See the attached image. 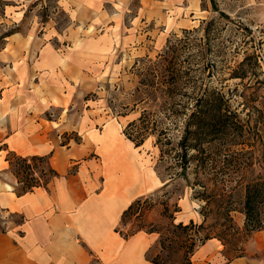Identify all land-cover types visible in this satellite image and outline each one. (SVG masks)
<instances>
[{
  "label": "crops",
  "instance_id": "1",
  "mask_svg": "<svg viewBox=\"0 0 264 264\" xmlns=\"http://www.w3.org/2000/svg\"><path fill=\"white\" fill-rule=\"evenodd\" d=\"M183 1L180 7L193 12ZM30 3L0 0V24L22 22ZM131 3L61 0L70 18L66 26L54 22L38 30L37 23L5 37L0 172L8 180L0 188V264H158L153 256L163 253L160 232L120 230L132 201L164 185L156 149L147 139L136 145L118 116L101 114L89 98L105 89L103 83L130 54L141 52L148 13L140 4L129 17ZM152 15L157 18L156 11ZM75 131H82L81 140L66 138ZM8 152L49 156L58 174L46 186L18 192ZM179 205L181 213L184 205ZM223 246L216 237L207 239L193 253L192 264H264V229L251 233L241 255L225 258Z\"/></svg>",
  "mask_w": 264,
  "mask_h": 264
},
{
  "label": "trees",
  "instance_id": "2",
  "mask_svg": "<svg viewBox=\"0 0 264 264\" xmlns=\"http://www.w3.org/2000/svg\"><path fill=\"white\" fill-rule=\"evenodd\" d=\"M211 1L214 10L219 11L222 16H229L218 7L216 0ZM203 22L205 23L201 29L204 34L201 37L189 38V35L199 30L198 27L184 28L183 32L187 38H179L176 41L169 38L164 51L156 59H151L147 55L141 61L143 65L140 67V83L143 88L142 96L137 102L148 99L156 101V104H159L158 113H163L169 121L153 120L151 113L145 109L138 120L129 121L123 129L127 137L136 145L143 144L150 135H155V145H158L160 149V160L167 161V168L173 170L168 180L182 176L192 185L204 186L205 190L198 196L206 200L208 204L217 205L219 212L223 213V221L220 222V226L223 227L216 231L214 223L205 225L204 222L197 223L193 219L186 224L183 221L176 223L175 213L180 211L181 207L178 204L175 205L174 212L168 216L172 220L174 238L169 236L168 240L170 244L175 242L172 246L175 253L182 252V264H192L193 253L209 238L216 237L226 244V235L236 236L242 232L248 234L249 238L253 231L264 229V109L256 107L259 119L251 123L250 119L241 117L221 88L210 83L214 79L213 74L217 67V63L209 54L211 32L217 20ZM245 28L251 32L246 25ZM15 31L18 29L9 30L4 37ZM197 39L210 44L206 48L202 47ZM194 48H198L200 53H193ZM137 64L138 62L134 66ZM259 64L255 51L247 53L240 61H237L235 66L231 67L230 77L244 78L250 68ZM132 110L134 109L131 108L122 115ZM175 131L179 134H175ZM218 156H223L228 164H231L233 160L238 164L240 183L245 189L242 209L245 213V221L242 229L235 224L231 214V211L236 209L229 200L231 192L235 189L228 183L231 179L224 178L220 182L217 181L215 183L217 185L208 192L206 190L208 183L201 177L202 174L208 175L211 169L217 166L215 161ZM6 159L10 165L18 166L13 171L19 183H23L22 187L16 189L18 192L30 190L35 186H46L58 174L52 167L49 156H23L12 152L6 156ZM39 164H43V168L40 174L36 175ZM190 168H193V173H196L194 181L189 177ZM167 183L166 180L164 185ZM152 205V197L148 195L136 198L124 210L121 225L126 223L127 217L131 214L138 213V216L142 218ZM164 208L166 213L169 210L168 205L165 204ZM203 214L206 217V213L203 212ZM141 229L148 232H160L162 250L164 252L167 249V237L156 223L147 226L141 222L126 232L120 228L125 235ZM202 229L207 230L204 235L201 233ZM181 237V243L177 242L176 239ZM162 254L153 256V260L158 264H167V259Z\"/></svg>",
  "mask_w": 264,
  "mask_h": 264
},
{
  "label": "rangeland",
  "instance_id": "3",
  "mask_svg": "<svg viewBox=\"0 0 264 264\" xmlns=\"http://www.w3.org/2000/svg\"><path fill=\"white\" fill-rule=\"evenodd\" d=\"M61 0H31L28 6L25 19L19 24L11 23L5 20L0 24V47L5 42L4 35L11 29H18V31L25 32L29 28H33L37 23L39 30L42 26L56 23L59 27L66 26L69 21L68 12L60 4ZM190 2V7H193V12L190 10L184 11L183 0H132L131 12L129 17L134 13L140 4L144 5L145 12L148 13L144 17V25L146 30L144 45H141L139 49L140 54L131 57L128 61L122 62V69L113 75L110 79H107L103 85L105 89L100 92L90 93V102L96 107L101 114H108L111 116H118L121 121L123 129L130 120H138L143 110H147L151 113L153 120H165L169 121L163 113H158L156 101L148 99L147 101L137 102L142 96L141 89L143 85L141 80V62L143 58L148 55L151 59H156L160 53H162L167 45L168 39L176 41L179 38H187V35L183 32L184 28L198 27V31H194L191 38H198L204 34L201 26L204 25V20L216 19L217 22L213 25L211 32V44L204 43V40L197 39L201 42L202 47H208L210 57L217 63V67L214 70L213 80L211 84L221 88L227 96L230 98V102L235 109H237L244 119H250L251 123H254L259 119L256 111L257 108L264 109V0H216L218 7L228 13L229 16H222L219 11L214 10L211 0H187ZM156 6H155V4ZM161 9V16H160ZM156 11V17L153 19V15ZM44 23V24H43ZM245 25L251 29V32L245 28ZM137 46V45H136ZM131 53L136 50L134 47H130ZM256 52L258 55L259 66L255 65L250 68L248 74L242 77H230L232 66H235L237 61H240L245 54ZM200 53L198 48L193 49V53ZM138 62L137 66H134ZM131 111V117L121 116L123 113ZM100 128V126H99ZM82 131H75L69 135H66L68 139L70 136L76 140H81ZM175 134L179 132L175 131ZM155 135H150L147 139L146 145L153 150L156 149V169L161 176L163 182L166 180L168 183L163 185L161 189L148 194L152 197L153 205L146 212V214L140 218L138 213L131 214L127 217L126 223L121 225L123 231H130L138 223L144 222L149 226L151 223H156L164 233L167 244V249L163 252L164 258L167 259V264H182V252L175 253L173 245L170 244L168 237L173 236V226L171 224V218L168 216L174 212L175 205L182 203L184 205V211L181 213H175L178 215L176 223L183 221L185 224L189 223L193 217L192 213H196L201 218L197 223H205V225L214 223L216 231L221 229L220 222L223 221V213L219 212L218 206L215 204H208L206 200L200 198L198 195L205 190L204 186L197 184L192 185L187 179L182 176H178L173 180H168L171 172L170 168H167V161L160 160V149L158 145H155ZM3 146V145H1ZM12 152L7 153V155ZM217 166L211 169L208 175L202 174L203 181L208 183L206 190L211 192V189L216 186L217 181L231 179L227 181L229 185L233 186V191L229 200L232 201L233 206L236 208L231 211L235 224L242 229L245 221V213L242 211L245 199L244 185L240 183L241 175L237 171V162L232 161L228 164L224 161L223 156H218L215 161ZM18 166L10 165L11 172H13ZM43 168V164H39L38 174ZM189 177L192 181L196 179V173H193V168H190ZM21 174H23L21 172ZM24 178V176L22 177ZM6 174L0 172V188L4 187V181H7ZM23 183L15 184V188H20ZM230 188V186H229ZM217 191V190H216ZM219 191V190H218ZM165 204L168 205V211L165 213ZM209 206V207H208ZM204 208V209H203ZM212 209L211 211H209ZM206 213V217L203 214ZM3 226L0 224V228ZM207 232L206 229H202L201 233L204 235ZM248 238V234L240 232L236 236L226 235V244H223V253L225 258H232L235 255L243 254L245 243ZM181 238L176 241H180ZM176 242V244H177Z\"/></svg>",
  "mask_w": 264,
  "mask_h": 264
}]
</instances>
